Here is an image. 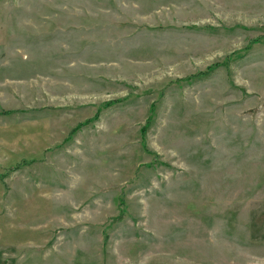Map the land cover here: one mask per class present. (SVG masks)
I'll list each match as a JSON object with an SVG mask.
<instances>
[{"label":"rangeland","instance_id":"1","mask_svg":"<svg viewBox=\"0 0 264 264\" xmlns=\"http://www.w3.org/2000/svg\"><path fill=\"white\" fill-rule=\"evenodd\" d=\"M0 264H264V0H0Z\"/></svg>","mask_w":264,"mask_h":264}]
</instances>
